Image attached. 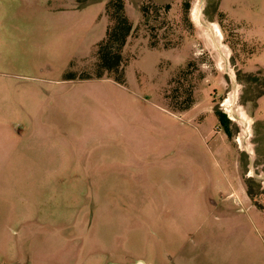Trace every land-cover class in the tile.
Masks as SVG:
<instances>
[{
	"label": "rangeland",
	"instance_id": "1",
	"mask_svg": "<svg viewBox=\"0 0 264 264\" xmlns=\"http://www.w3.org/2000/svg\"><path fill=\"white\" fill-rule=\"evenodd\" d=\"M118 1L0 0V264H264V0Z\"/></svg>",
	"mask_w": 264,
	"mask_h": 264
},
{
	"label": "flooded vegetation",
	"instance_id": "2",
	"mask_svg": "<svg viewBox=\"0 0 264 264\" xmlns=\"http://www.w3.org/2000/svg\"><path fill=\"white\" fill-rule=\"evenodd\" d=\"M107 0H80V2H78V0H71V4L73 7H76V8H82V7H85V6H88L90 4H93V3H98V2H101V3H104V11L103 13L101 14V17H106L107 19V24H106V27L107 29L103 30L104 33H103V36L102 37H105L107 32H108V25H109V15L107 13H104L106 12L107 10V3H106ZM128 1V0H127ZM132 8L134 9L135 13L134 14H129L128 16H130V19L128 18L127 15H125L124 17L127 19V24L128 26H130V30L129 31H120V29H115V34L119 37V34H122L121 37H123V39H127L128 37H133V33H134V28H136L137 24L139 21H145V22H148V19H149V15L148 14H145V16L143 15L144 13L141 12V9L139 7V5L137 4H131ZM103 15V16H102ZM121 17V16H120ZM123 17V16H122ZM118 26V25H117ZM116 26V27H117ZM134 41V40H133ZM226 115V113H224ZM219 117V116H218ZM228 121H227V124L228 125H225L224 123H222V126L226 132V134H230L231 133V128H230V123H231V120L228 118V116L226 115ZM241 176V180L239 181V186H241L244 190V192H246V185H245V181H247L248 179H250V177H248L246 180H245V177L244 175H240ZM248 200L251 202L252 205H256L255 202H253V195H252V192L250 190H248ZM258 206L260 209L264 210V208L261 206V205H256Z\"/></svg>",
	"mask_w": 264,
	"mask_h": 264
},
{
	"label": "trees",
	"instance_id": "3",
	"mask_svg": "<svg viewBox=\"0 0 264 264\" xmlns=\"http://www.w3.org/2000/svg\"><path fill=\"white\" fill-rule=\"evenodd\" d=\"M123 4H124V2H123V0H119L117 3H116V5H117V7H118V11H119V13H120V9H122V6H123ZM107 10H108V8H107ZM107 10H106V12H104V13H107ZM120 23H122V22H125L126 24H125V28L124 27H122L121 25H119V26H117V29L119 28V29H124L125 31H129L130 30V26H128V24H127V19L124 17V15H122L121 13H120ZM123 16V17H122ZM218 116H219V119H220V121L222 122V123H224L225 125H228L227 124V121H228V119H227V117H226V115L224 114V113H221V112H218Z\"/></svg>",
	"mask_w": 264,
	"mask_h": 264
},
{
	"label": "water",
	"instance_id": "4",
	"mask_svg": "<svg viewBox=\"0 0 264 264\" xmlns=\"http://www.w3.org/2000/svg\"><path fill=\"white\" fill-rule=\"evenodd\" d=\"M135 264H146L144 261L140 260V261H137Z\"/></svg>",
	"mask_w": 264,
	"mask_h": 264
}]
</instances>
